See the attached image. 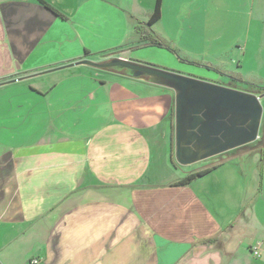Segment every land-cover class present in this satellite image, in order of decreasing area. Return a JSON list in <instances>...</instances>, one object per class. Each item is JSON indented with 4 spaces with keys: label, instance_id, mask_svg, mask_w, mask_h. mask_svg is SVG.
Segmentation results:
<instances>
[{
    "label": "crops",
    "instance_id": "1",
    "mask_svg": "<svg viewBox=\"0 0 264 264\" xmlns=\"http://www.w3.org/2000/svg\"><path fill=\"white\" fill-rule=\"evenodd\" d=\"M15 1L20 0H0L4 42L10 35L1 32L2 9ZM27 1L37 2L61 19L62 13L68 14L60 0ZM153 8L146 9L147 19ZM135 35L139 46H154L142 41L136 27ZM127 52L122 50L120 57L130 60ZM87 56L77 52L46 64L43 67L48 70L43 73L59 65L75 66L72 63ZM1 65L3 85L14 74ZM177 71L225 85L187 70ZM137 80L141 87L121 86L113 93H120L119 97L108 89L111 101L100 98V90L92 89L98 96L95 100L94 92L87 93L91 101L87 108L98 103L109 116L102 118L97 130L78 131L79 121H70L71 135L55 133L47 138L57 142L55 147H41L42 143L22 158L19 153L12 155L14 163L19 158L24 163L12 165L9 177L0 180V264H32L33 260L35 264H238L235 253L244 249L245 242L250 258L257 259H243L246 264H264V169H253L246 185L247 173L239 165L246 155L261 152L264 156V149L235 148L185 169L175 167L171 161L174 93L146 79ZM60 118L55 125H68ZM161 153L170 157V170L154 168ZM32 158L36 163H31ZM231 166L241 170L234 172ZM210 167L215 168L189 184L176 185L187 174ZM226 194L229 204L235 200L236 210L224 211ZM240 236L242 242L233 246L231 242ZM253 248L259 249V257Z\"/></svg>",
    "mask_w": 264,
    "mask_h": 264
},
{
    "label": "rangeland",
    "instance_id": "2",
    "mask_svg": "<svg viewBox=\"0 0 264 264\" xmlns=\"http://www.w3.org/2000/svg\"><path fill=\"white\" fill-rule=\"evenodd\" d=\"M60 1L68 13H62L64 19L27 0L15 1L8 9H2L1 32L9 33L10 38L7 42L0 39V69L4 64L14 75L5 79L7 84L0 85V180L7 179L10 167L24 163L20 158L36 152L39 144L55 147L57 142L49 141V136L71 135L70 121H79L78 131L102 126V118L109 117L106 108L95 102L87 108L91 103L87 93L92 89L100 90V98L107 101L108 89L115 96L113 93L121 86L141 87L139 80L122 76L117 69H98L86 64L64 68L59 65L43 73L48 70L43 67L46 64L77 52L80 55L87 52V60L92 62H103L120 57L122 50L127 49L132 61L178 74H181L178 69L187 70L243 91L248 90L247 83L264 88V0H165L162 19L151 29L162 45L146 47L135 42L138 40L135 27L147 28L146 9L153 7L155 0ZM94 94L93 99H98ZM260 101L263 115L258 139L241 149H264V96ZM60 116L68 121L63 128L55 125ZM14 153L21 155L19 162L14 163ZM255 154L239 161L247 173L246 185H250L253 169H264V156L261 152ZM172 157L173 154L171 160ZM169 158L161 153L154 168L162 166L170 170ZM31 163H36V159L32 158ZM173 165L185 169L176 161ZM238 170L240 166L233 168L234 172ZM224 198L227 201L228 195ZM223 209L236 210L235 200L232 204L227 201ZM251 237L256 238L257 234H250ZM242 240L240 236L237 242H230L234 246ZM248 244L245 242L244 249L235 253L238 264H246L243 259H253L247 253Z\"/></svg>",
    "mask_w": 264,
    "mask_h": 264
},
{
    "label": "water",
    "instance_id": "3",
    "mask_svg": "<svg viewBox=\"0 0 264 264\" xmlns=\"http://www.w3.org/2000/svg\"><path fill=\"white\" fill-rule=\"evenodd\" d=\"M98 69H117L174 93V159L189 166L258 139L263 115L256 94L170 70L113 57L103 62L79 60Z\"/></svg>",
    "mask_w": 264,
    "mask_h": 264
},
{
    "label": "trees",
    "instance_id": "4",
    "mask_svg": "<svg viewBox=\"0 0 264 264\" xmlns=\"http://www.w3.org/2000/svg\"><path fill=\"white\" fill-rule=\"evenodd\" d=\"M162 1L163 0H155L153 11L150 14L149 18L147 19V21L144 23L145 26L148 29L146 28L145 30L144 29L142 30V27L140 25L137 26V30L141 33L142 41H147L149 45H155V46H161L162 45V43L156 38V36L152 33V30H151V27L155 23H157L160 20V18H161ZM45 5L47 7H49L50 9H52V11L55 14L59 15V13L55 9H53L52 7H50L47 4H45ZM247 84H248V90L247 91L254 92V93H262V92H264V88L259 86V85H254V84H251V83H247ZM254 142H256V141H254ZM254 142H251V143H249L247 145L253 144ZM247 145H244V146H247ZM244 146H241V147H244ZM241 147H238V148H241ZM261 149H263V147ZM174 160L175 159L172 157L171 161L173 162V164L175 162ZM213 168H215V167H210V168H206V169H203V170H200V171H195V172H192L190 174H187L180 181H178L176 183V185H187L191 181H193L194 179L207 174Z\"/></svg>",
    "mask_w": 264,
    "mask_h": 264
},
{
    "label": "built area",
    "instance_id": "5",
    "mask_svg": "<svg viewBox=\"0 0 264 264\" xmlns=\"http://www.w3.org/2000/svg\"><path fill=\"white\" fill-rule=\"evenodd\" d=\"M253 254L255 255V256H260V251H259V249L258 248H253ZM37 261L36 260H33L32 261V264H35Z\"/></svg>",
    "mask_w": 264,
    "mask_h": 264
}]
</instances>
